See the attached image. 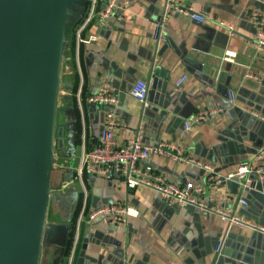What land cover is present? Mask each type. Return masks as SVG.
Segmentation results:
<instances>
[{"label":"crops","instance_id":"1","mask_svg":"<svg viewBox=\"0 0 264 264\" xmlns=\"http://www.w3.org/2000/svg\"><path fill=\"white\" fill-rule=\"evenodd\" d=\"M180 1L202 13L205 22L173 14L164 27L166 40L158 43L155 20L162 14L164 0H130L126 11H116L103 26L97 14L103 9L104 0H100L83 33L84 38L96 36V40L82 44L79 50L75 32L82 22L77 14L82 8H73L60 62V95L71 96L74 103L80 142L76 157L70 161L57 152L59 164L52 169L51 186L62 189L75 181L79 188L77 209L82 189L74 173L82 142L86 150L98 143L109 111V107L86 102L98 91L101 77L118 93L115 140L120 146L139 134L150 146L180 141L186 155L213 165L225 175L252 162L255 150L264 145V122L243 112L247 107L264 115V57L249 43L255 34L249 13L257 8L264 16V0ZM219 20L234 25L236 35L229 37L228 31L218 26ZM226 56L231 58L226 60ZM247 74L255 78H247ZM184 75L187 79L177 87ZM137 80L149 85L148 108L130 95ZM230 92L234 93L233 103ZM62 102L67 104L65 99ZM212 106H221L225 112L207 124L184 129L194 114ZM139 168L146 176H160L180 186L206 182L202 170L167 156H151ZM85 183L91 208L119 203L136 209L139 215L130 217L126 224L107 219L83 223L72 264H78L80 257L85 264H264L262 233L249 228L227 232L220 217L193 208L170 207L151 190L128 189L118 176L87 175ZM220 192L245 199L247 206L233 205L234 211L264 227V183L250 190L237 182H226ZM69 228L70 235L50 212L45 216L42 240L47 239L48 257L39 264H69L72 247L66 248L65 240L67 235L71 237L74 222ZM224 238V252L219 257L215 248Z\"/></svg>","mask_w":264,"mask_h":264},{"label":"water","instance_id":"2","mask_svg":"<svg viewBox=\"0 0 264 264\" xmlns=\"http://www.w3.org/2000/svg\"><path fill=\"white\" fill-rule=\"evenodd\" d=\"M88 1L0 0V264H20V259L24 263L32 245L36 251L27 255L26 264L47 259L48 244L46 238L42 240V232L49 212L70 235L79 188L74 181L53 189L51 175L59 164L56 153L70 161L79 147L80 121L74 103L71 96L60 95V62L73 8H82L77 13L82 20ZM49 77L56 114L52 136L45 139L36 136L30 125L36 115L29 109L42 95L45 100L49 97ZM61 99L67 104L60 103ZM83 258L78 264H85Z\"/></svg>","mask_w":264,"mask_h":264},{"label":"built area","instance_id":"3","mask_svg":"<svg viewBox=\"0 0 264 264\" xmlns=\"http://www.w3.org/2000/svg\"><path fill=\"white\" fill-rule=\"evenodd\" d=\"M99 0H92L89 11L78 25L75 32L77 50L84 43L96 40V36L84 38L83 33L89 23L96 15V8ZM102 10L97 13L102 26L116 13V11H126L130 6V0H104ZM179 14L195 22L204 23L206 18L196 12L190 6L184 5L180 0H164L161 16L155 20V38L158 43L164 42L165 24L170 16ZM249 21L254 28L255 34L249 40L250 45L264 57V16L257 8H252L249 13ZM218 26L228 31L229 37H234L236 31L234 25L219 20ZM229 56H226L228 60ZM247 78H255L247 74ZM187 76H182L176 86H181ZM130 95L137 99L144 108L149 107V85L143 80H137L130 91ZM230 101L234 102V93H229ZM86 102L90 105H101L109 107L103 129L98 138V143L90 150L82 145V153L79 165L75 172V178L81 185V206L77 219L74 223V239L69 264L73 263L75 252L80 239V232L83 223L91 224L96 220L107 219L115 224H126L130 217H137L139 212L127 205L119 203L104 204L99 207H90V195L85 183V175L98 176L106 179L118 176L128 189L145 188L151 190L161 200L170 207L176 209L193 208L200 212L211 213L220 217L227 226V232L234 228H249L264 234V227L245 219L237 214L232 208L239 204L247 206V202L242 198H235L229 193H221L220 186L226 182H237L245 189H255L259 184L264 183V145L257 148L253 154V161L239 166L234 171L225 175L218 173L213 165L188 156L181 148L180 141L161 142L155 146L146 145L139 134L123 146L117 144L115 131L119 126L116 108L119 105V97L116 89L105 77L100 78L98 91L89 97ZM78 105L81 103L78 95ZM225 109L221 106H212L199 110L193 117L185 123L184 129L189 131L192 126L204 125L211 120L221 116ZM243 112L250 114L261 122H264V115L250 108H243ZM84 132V130H83ZM84 137V135H83ZM167 156L176 163H184L194 166L203 171L206 175V182L203 185H193L188 183L180 186L165 180L160 176H146L142 174L139 164L149 159L151 156ZM66 184L65 186H67ZM225 245V238L221 239L216 248L215 254L221 255Z\"/></svg>","mask_w":264,"mask_h":264},{"label":"rangeland","instance_id":"4","mask_svg":"<svg viewBox=\"0 0 264 264\" xmlns=\"http://www.w3.org/2000/svg\"><path fill=\"white\" fill-rule=\"evenodd\" d=\"M51 73H52V68H51ZM50 82L48 87L51 89V93H47L49 95L48 98H44L42 95L41 101L39 102H34L33 106L29 109L30 112L33 115H36L35 119L32 121L30 125H32L33 129H36V136H40V134L43 136V138L47 139V136L51 137L52 136V124H53V119L55 117L56 111H55V101H54V86L51 78L49 77ZM28 110V111H29ZM23 111V110H22ZM27 111V109H26ZM21 112V110L19 111ZM57 153H56V158H57ZM55 173L54 175H58L57 169L54 170ZM32 252L28 255L27 251L25 254L24 258V263L22 259H20V264H26L27 262V255L28 256H33V252L36 251V245H32ZM20 255H22V250H20Z\"/></svg>","mask_w":264,"mask_h":264},{"label":"trees","instance_id":"5","mask_svg":"<svg viewBox=\"0 0 264 264\" xmlns=\"http://www.w3.org/2000/svg\"><path fill=\"white\" fill-rule=\"evenodd\" d=\"M98 2H100V0H99ZM82 46H83V45L80 46V49H82ZM75 175H76V174L74 173V177H75ZM84 177H85V180H86L87 175H85ZM80 206H81V201H80V204H79V206H78L77 212H76V214H75V218H74V221H73L74 223H75V221H76V219H77V216H78V213H79V211H80ZM74 233H75V232L73 231L72 234H71L70 240H69V244H68V246H69L68 248H69V249L72 247V244H73ZM76 250H77V249H76Z\"/></svg>","mask_w":264,"mask_h":264}]
</instances>
